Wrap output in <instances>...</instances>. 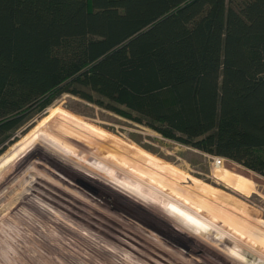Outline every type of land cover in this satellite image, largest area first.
<instances>
[{
  "label": "rangeland",
  "instance_id": "rangeland-1",
  "mask_svg": "<svg viewBox=\"0 0 264 264\" xmlns=\"http://www.w3.org/2000/svg\"><path fill=\"white\" fill-rule=\"evenodd\" d=\"M15 135L0 264H264V175L238 161L67 91Z\"/></svg>",
  "mask_w": 264,
  "mask_h": 264
},
{
  "label": "trees",
  "instance_id": "trees-1",
  "mask_svg": "<svg viewBox=\"0 0 264 264\" xmlns=\"http://www.w3.org/2000/svg\"><path fill=\"white\" fill-rule=\"evenodd\" d=\"M63 91L264 175V0H0V155Z\"/></svg>",
  "mask_w": 264,
  "mask_h": 264
},
{
  "label": "bare ground",
  "instance_id": "bare-ground-1",
  "mask_svg": "<svg viewBox=\"0 0 264 264\" xmlns=\"http://www.w3.org/2000/svg\"><path fill=\"white\" fill-rule=\"evenodd\" d=\"M29 130H30V129H29ZM29 130H28V131H29ZM28 131H27V132H28ZM27 132H26V133H27ZM26 133H25V134H26ZM25 134H24V135H25Z\"/></svg>",
  "mask_w": 264,
  "mask_h": 264
}]
</instances>
